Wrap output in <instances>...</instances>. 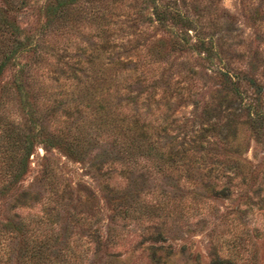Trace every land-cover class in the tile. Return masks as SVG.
I'll return each instance as SVG.
<instances>
[{"label": "rangeland", "instance_id": "374dc122", "mask_svg": "<svg viewBox=\"0 0 264 264\" xmlns=\"http://www.w3.org/2000/svg\"><path fill=\"white\" fill-rule=\"evenodd\" d=\"M96 1L75 0L73 4L79 7ZM102 1L106 3L102 4L105 7L102 18L97 15L95 20L84 19L71 33L59 35L55 29H49L39 38L44 58L34 64L32 74L58 121L70 123L84 117L86 111L68 116L63 110L66 101L53 100L54 91L74 88L71 80L63 79L64 75L56 80L58 73L52 72L54 37H61L60 42L71 50L78 44L87 47L99 42L100 24L115 31L111 38L120 46L110 54L104 52L93 57L94 61L106 63L109 59L130 58L127 65L135 67V72L145 78L132 84L133 94L148 96L151 105L169 101V113L174 119L162 141L173 135L180 139V127L199 126L204 104L212 101L216 90L226 83L218 70L221 58L228 60L234 71L236 68L244 71L237 84L244 94L243 101H255L257 96L258 108L264 112V0ZM43 2L31 0L14 13L17 24L26 33L37 36L45 23L40 9ZM154 47L160 50L157 59H144L142 55ZM17 60L29 61V55L23 53ZM12 70L4 71V80L11 77ZM12 103L17 107L14 100ZM17 113L15 117H19ZM51 122H45L50 129ZM153 131L147 140L156 139ZM205 143L202 151L235 158L240 168L227 169L213 177L206 171L207 162L196 161L188 153L164 173L153 170V175L138 184V196L126 199L115 191L117 187L114 190L104 187L101 176L90 164L94 153L99 151L97 145L89 147L81 159L73 157L63 146L53 145L46 150L42 142H37L29 168L15 186L35 188L39 199L31 201L22 215H45L48 204L54 203L60 190L66 188V197L57 206L55 225L84 253L81 264H153L150 244L162 245L156 251L166 264H210L215 256L227 259L225 264H264V127L257 132L245 110L237 116V132L232 141L222 144L211 136ZM164 158V155L158 158L160 165L170 164ZM48 162L56 174L55 186L40 184L38 179L43 164ZM109 175L112 183H124L118 169L105 174ZM208 179L211 183L204 181ZM224 184L230 187L228 192L220 191ZM6 207L5 198L0 197V226L12 217ZM144 208L160 214L156 220L162 225L165 241L150 238L146 222L136 216ZM70 213H77L80 221L68 219ZM112 229L119 231L124 242L108 248L117 251L109 255L105 246ZM94 232L100 234L102 245L93 255ZM7 235L0 234L3 244L11 242Z\"/></svg>", "mask_w": 264, "mask_h": 264}, {"label": "trees", "instance_id": "16d2710c", "mask_svg": "<svg viewBox=\"0 0 264 264\" xmlns=\"http://www.w3.org/2000/svg\"><path fill=\"white\" fill-rule=\"evenodd\" d=\"M30 1L2 0L3 5H0V197L5 198L7 211L12 216L0 226V234L8 233L7 236L13 239L5 244L0 241V264L83 262L84 253L77 243L71 244L64 237L65 233L60 232L58 225H55L58 218L57 206L66 197V188L60 190L55 204H48L45 215H22V210L30 206L31 201L39 199V191L35 188L15 186L28 170L30 155L37 142H42L46 150L53 145L63 146L73 157L81 159L89 147L97 145L99 151L94 153L90 164L101 176L104 187L109 190L117 187L115 191L126 199L138 196V184L144 183L147 176L153 175V170L164 173L172 169L173 164L185 159L188 153L196 161L207 162L206 171L213 177L225 173L227 169L234 171L240 168L235 158H223L202 150L206 148L205 141H209L211 136L222 144L232 141L237 132V116L242 111L246 110L257 132L264 127V112L258 108V97H255V101L244 102V94L237 86L240 74L244 71L237 68L234 71V67L229 66V61L221 58L218 70L226 83L216 90L212 101L204 104L199 126L190 129L180 127V139L173 135L162 141V137L169 133L174 119L169 113V101L166 99L162 103L165 107L151 105L148 96L133 94L132 84L140 83L145 78L141 73L135 72V67L127 65L130 58L109 59L106 63L94 61L93 57L104 52L110 54L111 50L120 46L119 42L111 38L115 31L100 24L99 42L87 47L78 44L74 50L60 42L61 37H54L53 43L56 45H52L55 58L52 72L58 73L55 74L56 80L61 75H64L63 79L71 80L74 88L69 91H54L53 100L66 101L63 110L68 116L86 111L84 117L78 120L73 118L75 120L70 123H61L32 74L34 64L44 58L39 50V38L49 29H55L59 35L64 32L71 33L84 19L95 20L97 15L102 18L105 12L103 5L106 3L98 0L96 3L75 7V0H44L40 9H43L46 17L45 23L41 25L37 36H34L26 33L14 17V13ZM23 53L29 55V61L17 60ZM159 53L160 50L154 47L142 56L154 61ZM82 56L88 58L82 59ZM6 70L12 72L11 77L4 80L3 73ZM12 100L17 107L14 108ZM16 111L19 112V117L14 116ZM48 120H52V129L49 123V126L45 124ZM147 128L150 131L154 129V141L147 140L151 137ZM163 155L164 160L170 164L160 165L158 158ZM43 157L48 158L46 154ZM116 169L122 174L124 183L114 181L117 182L114 184L109 179L110 175L105 176ZM38 179L40 184L56 185V174L49 162L43 164ZM204 181L211 183L212 180ZM229 189L224 184L220 191L228 192ZM158 215L160 214L154 209L144 208L136 216L140 221L146 222L153 241H165L162 225L156 220ZM68 219L78 222L81 217L77 213H70ZM56 226L58 230H55ZM112 231L109 238H106V253L109 255H114L117 251L108 248L124 242L118 230ZM91 236H94L95 242L94 255L101 248L102 240L99 233L94 232ZM149 247L150 261L153 264H166L161 254L156 251L162 245L150 244ZM227 261L215 256L210 264H225Z\"/></svg>", "mask_w": 264, "mask_h": 264}]
</instances>
